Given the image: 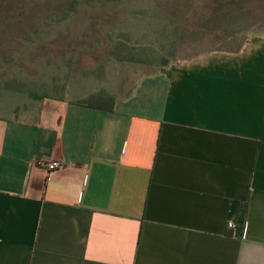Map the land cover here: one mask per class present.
Listing matches in <instances>:
<instances>
[{
	"label": "crops",
	"instance_id": "1",
	"mask_svg": "<svg viewBox=\"0 0 264 264\" xmlns=\"http://www.w3.org/2000/svg\"><path fill=\"white\" fill-rule=\"evenodd\" d=\"M151 47L0 114V264H264V35Z\"/></svg>",
	"mask_w": 264,
	"mask_h": 264
},
{
	"label": "rangeland",
	"instance_id": "2",
	"mask_svg": "<svg viewBox=\"0 0 264 264\" xmlns=\"http://www.w3.org/2000/svg\"><path fill=\"white\" fill-rule=\"evenodd\" d=\"M231 35H264V0H0V114L27 122L30 87L61 96L66 83L93 88L140 67L116 64L120 49L151 45L154 58L174 50L193 60ZM14 75L26 82L19 93Z\"/></svg>",
	"mask_w": 264,
	"mask_h": 264
},
{
	"label": "trees",
	"instance_id": "3",
	"mask_svg": "<svg viewBox=\"0 0 264 264\" xmlns=\"http://www.w3.org/2000/svg\"><path fill=\"white\" fill-rule=\"evenodd\" d=\"M110 1H116V0H110ZM130 1V0H129ZM83 4H85V1L84 2H79V5H83ZM2 30H4V28H2ZM176 40L178 39V38H175ZM178 41H176L175 42V40H174V42H173V44L174 45H176V43H177ZM171 55L173 54L174 55V50L173 51H171V53H170ZM15 62H16V60L15 59H12V60H10V65L11 66H15ZM11 82V81H10ZM14 82V83H13ZM24 83L25 81L24 80H21V81H19V79H18V77L16 76V75H14L13 76V80H12V83H9L10 85H12L13 87H15V88H17V91H19L18 89H21V87H22V83ZM26 83V82H25ZM12 87V88H13ZM30 87V86H29ZM12 88H10V87H8V89H12ZM23 88V87H22ZM38 88H28V90H26L27 91V93H28V98L30 99V100H44L45 98H47V96H45V95H38V94H34V93H32V92H36L35 90H37ZM34 90V91H33ZM1 92V91H0ZM17 94V93H14V92H12V93H10V95L11 96H15V95ZM90 101L91 100H89V101H86L83 105L84 106H86V107H93L91 104H90Z\"/></svg>",
	"mask_w": 264,
	"mask_h": 264
},
{
	"label": "built area",
	"instance_id": "4",
	"mask_svg": "<svg viewBox=\"0 0 264 264\" xmlns=\"http://www.w3.org/2000/svg\"><path fill=\"white\" fill-rule=\"evenodd\" d=\"M41 166L47 168L50 171H53L59 167V164L57 162H50V163L43 162V163H41ZM228 229L232 230V231H235L237 229V224H236L235 220H230L228 222ZM245 233H246V227L244 226L243 235Z\"/></svg>",
	"mask_w": 264,
	"mask_h": 264
}]
</instances>
